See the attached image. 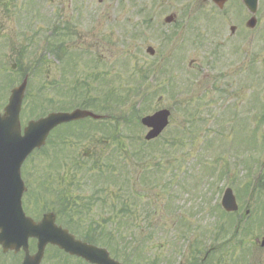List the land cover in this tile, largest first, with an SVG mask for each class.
<instances>
[{
    "label": "rangeland",
    "instance_id": "obj_1",
    "mask_svg": "<svg viewBox=\"0 0 264 264\" xmlns=\"http://www.w3.org/2000/svg\"><path fill=\"white\" fill-rule=\"evenodd\" d=\"M241 6V0H229L222 10L211 0H0V107L7 103L8 89L12 87L9 83L19 84L22 74L27 72L29 82L22 106L23 125L31 116L55 110L68 111L82 105L84 96L72 99L73 96L65 95L63 82H68V86L70 82H79L83 95H96L95 103L87 100L98 105L101 103L98 99H104V92L111 89L118 95L107 98H120L122 102L127 99L130 86L140 83L141 73L147 72L151 63L160 68L162 62L170 59L167 64L176 74V80L181 83L187 80L192 92L189 97L179 95L178 98L165 90L166 75L159 74L152 81L151 91L157 93L144 102V114L162 108L171 111L169 126L156 143H143L147 129L132 126L131 132L118 130V141H125L126 146L132 148L122 152L117 149L119 142L107 137L112 122H107L108 131L91 133L92 136L85 132L80 139L69 136L66 127L54 132L51 140L59 141L58 136L66 140L64 163L52 164L42 152L32 154L28 163L38 176H46V188L54 184V178L69 188L72 185L68 181L72 179L73 185H81L75 194L89 198L92 187H97L99 194L106 196V208L99 204L81 221L73 218L80 228L91 219L111 225L123 248L122 254L129 244L143 242L137 249L136 263L132 264H174L181 251L180 230L188 228L189 231L197 225L209 231L217 223L218 216L210 214L211 208L216 204L221 187L229 181H223L221 172L231 169V175L228 170L231 177L237 171V160L250 161L251 152L260 160L256 168L264 162V148L250 150L247 135L249 127L250 134L256 130L263 142L264 0H260L257 10L260 28L251 36L252 41H256L252 49L242 40L249 37L251 30L239 25L250 17L247 9ZM168 15H172L171 23L164 21ZM186 17L189 18L187 30L183 29ZM57 24L66 33L62 42L68 56H72L70 62L59 61L46 49L49 30L53 31ZM231 25L236 26L234 34L230 32ZM173 33L177 34L175 41L171 38ZM179 41L183 45L176 47ZM148 47L155 50L154 56L147 52ZM246 47L248 51L243 49ZM247 52L253 54L255 60L251 59L252 65L245 75L241 66L245 63L247 69V62H244ZM132 71L134 80L129 83L128 75ZM194 81L198 82L194 84ZM57 83L62 85L56 86ZM183 103L188 106L185 110L181 109ZM109 106V101L105 103L106 108L101 105L100 114L110 112L107 111ZM219 113L222 114L215 121ZM127 115L122 114L123 117ZM194 117L197 122L189 124ZM247 119L249 122L245 124ZM225 120H229V124L226 126L224 122L222 130ZM232 120L244 124H235ZM125 134H130L132 140ZM228 139L232 141L227 142ZM112 142L116 145L113 152ZM44 148L51 152L56 145L48 144ZM104 151L109 157L104 158ZM125 154L126 157H122ZM95 162L98 164L93 168ZM60 163L65 164V169L57 177L56 164ZM76 165L78 171L74 172L71 168ZM108 166L111 174L103 181L100 172L106 171ZM239 167L240 177L246 178L245 166ZM254 168L255 163L250 169L254 170L253 176L258 172ZM138 171L142 172L141 179H138ZM44 193L45 188H39L37 194ZM138 195L140 207L137 210L121 211L123 198L124 203L129 201L134 207ZM246 201L248 203L249 199ZM110 216L114 217L112 222ZM259 216L262 217L260 224L264 222V215L256 212L250 222L251 234H245V255L254 264H264V247L252 241L261 238L264 232V227L260 229V225L253 224ZM104 218H108L107 222ZM193 237L187 238L192 241ZM237 239L223 245L226 247L219 258L213 257L211 251L205 254L201 246L203 253L199 250V259L204 264H231L232 258L236 262L241 258L233 247ZM52 252L48 250V256ZM187 256L184 261L191 264L193 254ZM63 261L69 264V260ZM69 262L79 264L75 260ZM45 263L53 264L49 259Z\"/></svg>",
    "mask_w": 264,
    "mask_h": 264
},
{
    "label": "water",
    "instance_id": "obj_2",
    "mask_svg": "<svg viewBox=\"0 0 264 264\" xmlns=\"http://www.w3.org/2000/svg\"><path fill=\"white\" fill-rule=\"evenodd\" d=\"M215 1H217L221 5L225 0ZM245 1L249 4L250 8H255L257 0ZM170 20L171 17H168L167 21L169 22ZM251 23L253 24V21H251L250 24ZM149 50L150 53H153V50ZM25 86L26 83L24 82L19 88L13 91V94L10 97V102L5 108V114L3 116H0V146H10V152L16 162V178L15 176L12 177V182L9 183V185L13 186V189H11V200L13 201L11 202L10 206L15 208V214H12V217H10V214H8L7 217L5 215H0V218H4L0 219V225L6 222L8 218H11L12 224H21L20 219L23 214L21 212V206L18 201L23 186L19 177V167L24 155L27 154L28 151L32 150V148H34L35 146H40L41 144H43L47 133L56 124L63 121L84 118L86 116L96 117L92 113L82 110H75L74 112L67 114H51L50 117L46 119L40 120L38 122H30L25 130L26 137H22L19 125V111ZM168 116L169 111L162 110L152 116H147L142 120L145 125L152 127V130L146 136L147 139H151L159 135V133L168 123ZM224 204L227 210H233L236 208L230 192ZM51 219L54 220L52 216ZM24 221V234L26 240L30 236H35L39 239L38 253L34 257L28 258L29 262L27 264H39V260L42 256L44 247L48 242L57 244L69 253L83 256L87 260L94 263L118 264L116 262H113L112 260H109L105 252L96 250L94 249V247L87 246L86 244L80 243L78 241H74L72 236H68L65 232L62 233L60 230L56 229L55 226H46L44 223L36 225L28 219H25Z\"/></svg>",
    "mask_w": 264,
    "mask_h": 264
},
{
    "label": "flooded vegetation",
    "instance_id": "obj_3",
    "mask_svg": "<svg viewBox=\"0 0 264 264\" xmlns=\"http://www.w3.org/2000/svg\"><path fill=\"white\" fill-rule=\"evenodd\" d=\"M94 164L96 165L98 163L95 162ZM9 255H10L9 258L7 259V260H9L8 264H21V261H22V252L21 251H19L18 253L9 252ZM7 260L0 258V264H5V262Z\"/></svg>",
    "mask_w": 264,
    "mask_h": 264
}]
</instances>
